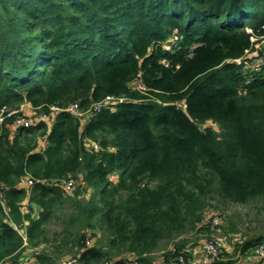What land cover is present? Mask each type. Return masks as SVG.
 <instances>
[{"label": "trees", "instance_id": "1", "mask_svg": "<svg viewBox=\"0 0 264 264\" xmlns=\"http://www.w3.org/2000/svg\"><path fill=\"white\" fill-rule=\"evenodd\" d=\"M252 36L264 37V0H0V114L60 108L54 121L18 130L16 115L0 122V264L51 244L68 208L65 235L38 262L75 247L83 264H155L166 247L164 264L180 254L189 264L188 248L210 232L201 223L211 196L264 202V64L238 62ZM138 78L145 89L129 86ZM107 96L124 101L86 121L67 110ZM80 172L65 197L60 183ZM25 176L36 181L30 192L18 187ZM98 227L110 236L87 247L84 228ZM189 231L199 232L191 247L180 238ZM258 242L236 241L208 264H264Z\"/></svg>", "mask_w": 264, "mask_h": 264}, {"label": "rangeland", "instance_id": "2", "mask_svg": "<svg viewBox=\"0 0 264 264\" xmlns=\"http://www.w3.org/2000/svg\"><path fill=\"white\" fill-rule=\"evenodd\" d=\"M250 27L247 28V30L250 32ZM253 47L246 56L245 62V68H250V69H259L262 64H264V37H255V40L253 41ZM244 56V57H245ZM130 87H132L135 90H139V82L137 79H135L134 82H130L129 84ZM119 104V103H118ZM117 104V105H118ZM117 107V106H116ZM19 108H22V114L23 116L26 117H32L34 125L38 124V113L37 111L35 112L33 107L30 104L24 103L21 105ZM19 108H15L19 109ZM58 113V110L54 111L53 113ZM213 127L216 130H219V125L218 123L214 122L213 120H207L203 127ZM13 129V128H12ZM13 130H16L15 128ZM18 130V129H17ZM19 187V186H18ZM19 188H24L27 189V192H30L31 188L25 187L20 184ZM4 200V199H3ZM28 202V198H27ZM209 204L210 206L206 209L205 216L206 218L212 214V210L214 209H219L222 212L223 215V224L220 227V234L222 236H226V240L228 242V247L226 250H233V244L236 241H241V242H246L248 240H253V242H257L260 240V236H264V202L263 200H254L250 201L248 203H238V202H233V201H222L218 199L216 196H211L209 198ZM211 212V213H210ZM214 212V211H213ZM70 220H71V209L68 208L66 215L63 218L62 222H57L55 225L51 226L49 229V240L51 244L44 243L39 245L38 247L35 248V252L42 253V252H48V253H53L56 250V244L57 241L65 235L63 233L64 226L70 225ZM74 230H79L80 226L77 223H74L73 225ZM105 230V231H104ZM86 231H89L88 235L90 236L89 239L93 245L98 244L100 240H102L103 235L105 236H110V232L107 229L104 228H91L87 230L84 228L83 232L85 233ZM199 232L196 231H189L180 238L188 237L191 239V242L188 246L191 247V244L196 240V237L198 236ZM221 235H218L222 237ZM206 235H203V232L201 235H199V240H198V245L196 247H191L188 248L193 252V255L195 256L197 254L196 250L200 254V256L197 257L198 262H202L201 258L204 257L206 260H209V263L213 260L214 257L210 255H205L202 253L201 248L202 245L201 243L204 242L206 239ZM176 240H179L177 238ZM171 244V245H170ZM256 244V243H255ZM170 247L174 246V242L169 243ZM168 245V246H169ZM166 248V247H165ZM163 248V249H165ZM158 250L155 253V256L163 258L161 253L164 250ZM71 252H67L64 254V256L57 257L54 261H60L66 257L69 256H74L76 254L81 253V251L77 252V249L73 247ZM229 251V252H230ZM77 252V253H76ZM196 252V253H195ZM36 255V254H35ZM132 253H124L123 255L120 256V259H124L126 257H130ZM32 257V256H29ZM119 258V256H118ZM243 258V257H242ZM203 259V258H202ZM260 256L255 258V260H260ZM159 260H157L158 262ZM197 262V264H198ZM245 262H249L247 259H240L239 263L238 260L236 261V264H244Z\"/></svg>", "mask_w": 264, "mask_h": 264}, {"label": "built area", "instance_id": "3", "mask_svg": "<svg viewBox=\"0 0 264 264\" xmlns=\"http://www.w3.org/2000/svg\"><path fill=\"white\" fill-rule=\"evenodd\" d=\"M250 32H252V29H250ZM179 40V36L178 35H173L172 38H170L167 43L164 45V48L167 50H171L173 49L174 45L176 44V42ZM252 40H255V37L252 36ZM250 50H247V53ZM246 60V56L243 58L238 59V62H243ZM166 66L169 65V62L166 61L165 62ZM140 76V75H139ZM139 82V90H143L145 89L144 84L142 82L141 78L137 79ZM124 101L123 98H118L115 96H107L104 99L94 102L93 104L90 105L89 108H87L86 110H83L80 108L79 102H75L72 103L67 110H69L71 113L73 114H77L79 116H81L83 118V121L88 120L91 117L96 116L97 114H99L100 112H102L104 109H112L115 110L116 106L118 103ZM176 104L178 106L182 105L183 108H186L187 105L186 103L182 104L181 102H176ZM34 110V109H33ZM51 110L54 112L56 110H60L59 107L56 106H52ZM35 111V110H34ZM36 112V111H35ZM52 112V114H48L46 112H41L38 117V123L42 122V121H54L55 119V115ZM12 115H16V119L14 121V123L12 124V128L17 129L20 127H30L33 126V119L32 117H26L23 116L22 114V108L16 109V110H9L8 108L4 107L1 110V114H0V122L4 121L5 116H12ZM93 145V147H95L96 149H98V145L96 142H90L88 144L89 147H91ZM83 179H84V174L82 172L76 174L75 176H70L68 179L63 180L60 183L61 189L63 194L65 195V197L72 195L73 192L75 191V189L78 187V185H80L81 183H83ZM19 184L28 187V188H32L35 184L36 181L34 179H32L30 176H25L21 179V181L19 182ZM4 186L0 184V205H2L3 207L5 206L4 203ZM21 210L23 213H28L30 212L29 206L25 203H23ZM214 211V212H213ZM212 214L209 215L207 218L206 216L204 217L203 222L201 223V226L206 227L208 229H210V232H208L206 234V239L204 242L201 243L202 248L201 251L202 253L205 255H210L212 257H219L222 253H224L225 251H227V247H228V242L226 240L225 236H222L219 232H220V227L223 224V215L222 212L219 209H214L211 211ZM210 212V213H211ZM89 231H86V239H87V247H91L93 246V244L91 243L90 239H89V235H88ZM221 235L222 237L218 236ZM194 252V251H193ZM197 254L193 256L192 260L190 261L189 264H195L197 263L194 258L200 256V254L198 253V251L196 250ZM195 252V253H196ZM264 256V244L261 246V252H260V257ZM203 258V259H202ZM201 258V261L203 263H209V260H206V258L204 259V257ZM177 259L179 260L180 264H186L185 262V257L183 254H180ZM37 261L36 258H32V259H27V260H22L19 262H16L15 264H42L40 262H35ZM51 264H83L82 263V258H81V253L76 254L74 256H69L66 257L60 261H54Z\"/></svg>", "mask_w": 264, "mask_h": 264}, {"label": "crops", "instance_id": "4", "mask_svg": "<svg viewBox=\"0 0 264 264\" xmlns=\"http://www.w3.org/2000/svg\"><path fill=\"white\" fill-rule=\"evenodd\" d=\"M27 104H29V103H27ZM54 117H56V115H57V112L56 113H54ZM52 124H50L49 126H51ZM91 142V141H90ZM47 146V141H46V139H43V140H41V142L39 143V147H38V151H41V150H43L45 147ZM18 186L20 187V184H18ZM23 203L25 204H27L28 206H29V204H28V202H27V200L25 199L24 201H23ZM23 205V204H22ZM22 207V206H21ZM4 208H5V206H4ZM29 209H30V207H29ZM30 211H31V209H30ZM0 215H1V210H0ZM38 215H39V210L37 209L36 211H35V213H34V216L35 217H38ZM37 252H35V248L34 247H27L25 250H24V252H23V254L20 256V257H18V258H16V259H13V258H10V259H8L7 261H5L3 264H15L16 262H19V261H22V260H27V259H32V258H35V254H36ZM29 256H32V257H29ZM157 260H159L158 262H157ZM194 260L196 261V262H198V260H197V257H195L194 258ZM35 262H38V261H35ZM250 262H245L244 264H249ZM155 264H164V259L163 258H159V257H157L156 256V260H155ZM195 264H197V263H195ZM198 264H205V263H203V262H198ZM206 264H208V263H206ZM254 264V263H253Z\"/></svg>", "mask_w": 264, "mask_h": 264}]
</instances>
